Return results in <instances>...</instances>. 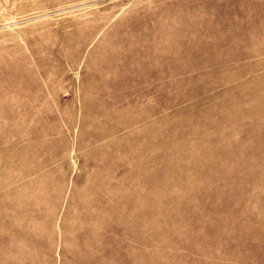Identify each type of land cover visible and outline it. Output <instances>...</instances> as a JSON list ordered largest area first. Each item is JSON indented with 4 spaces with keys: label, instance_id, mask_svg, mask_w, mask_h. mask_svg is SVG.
<instances>
[{
    "label": "rangeland",
    "instance_id": "rangeland-1",
    "mask_svg": "<svg viewBox=\"0 0 264 264\" xmlns=\"http://www.w3.org/2000/svg\"><path fill=\"white\" fill-rule=\"evenodd\" d=\"M0 264H264V0H0Z\"/></svg>",
    "mask_w": 264,
    "mask_h": 264
}]
</instances>
